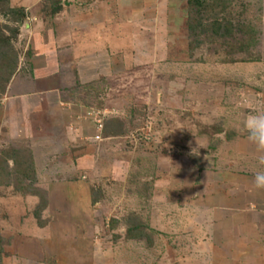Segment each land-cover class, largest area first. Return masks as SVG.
<instances>
[{
  "label": "rangeland",
  "instance_id": "rangeland-1",
  "mask_svg": "<svg viewBox=\"0 0 264 264\" xmlns=\"http://www.w3.org/2000/svg\"><path fill=\"white\" fill-rule=\"evenodd\" d=\"M86 6L116 47L111 74L73 84L94 96L81 99L105 139L94 148L66 141L51 111L7 101L38 42L72 62L62 30ZM98 24L79 32L87 44ZM253 115L264 0H0V264H262L263 233L242 208V175L264 173Z\"/></svg>",
  "mask_w": 264,
  "mask_h": 264
},
{
  "label": "crops",
  "instance_id": "crops-1",
  "mask_svg": "<svg viewBox=\"0 0 264 264\" xmlns=\"http://www.w3.org/2000/svg\"><path fill=\"white\" fill-rule=\"evenodd\" d=\"M89 8V6H86L84 11H80V14L76 16V20L73 19V24H71L72 27L68 25V27L62 30L63 35L69 30L68 33H65L67 36L63 37H67L70 45L73 47L66 50L64 54L70 58L72 57V62L68 63L67 66L66 64L62 66L59 63V59L65 57L63 54L58 55V48H56L55 42L50 44H48L49 41L47 40L42 43L38 42L36 46L40 52L31 57L32 59L28 61L30 68L28 72H19L15 75V78L11 81L7 89L9 97L7 101L10 102V105L19 104V107L17 106L18 111L16 110V112L20 115H28V110L25 108L28 103H30L29 106H31L29 108L34 110L33 112H38L40 108L51 111L49 114L56 116L55 120L60 123L59 125L61 128L59 129L64 132L63 137L66 141L75 140V146H80V143L84 141V139L82 140L80 137L82 136L84 138L88 135L89 140L85 139V146L91 145L92 147H98L104 143L103 141L105 139L103 138L104 136L100 137V139L94 137L95 134H97V127L92 124L91 119L87 116L90 110H92L90 108L92 105L90 103L91 99L89 103H85L86 101L83 102L81 100L87 97L88 99L94 98V96L92 94L88 96L86 92L75 93V91L72 92V90L73 84L77 82L80 84L86 81L94 83L99 77L98 75L104 72L103 66H107L108 69L106 68V70L109 71L108 74H111L112 64L110 63L108 52L112 50L115 51L116 47L113 46L112 40L107 41L106 39V42H104L103 38L104 34H115V30H113L115 26L112 24V27H110L113 32H107V23H101L102 21L97 22V20L92 21L93 17L97 18L98 16L93 13L90 14L89 11H87ZM72 17L74 18V16ZM32 18L37 19V15H33ZM83 18L86 19V21ZM76 21L79 25L82 24V26L74 27ZM98 23H100V25ZM114 23L116 24V22ZM97 24L98 31L100 32H95L96 36L94 37L95 39H93L95 41L87 44V38L83 37L84 35L79 34V32L85 27L87 30V28L91 29V27H95ZM105 26L106 30L104 29ZM47 28L48 27H45L43 23L38 21V30L34 32L33 35L41 36L43 30H47ZM46 33H48L49 36L50 33ZM97 34L101 35V39L97 37ZM97 68L100 69L101 73L97 71ZM67 92H69V94ZM69 97L73 100L77 99L82 102L81 104H77L72 101V99L68 100L67 98ZM65 103H67V106ZM70 103H72V105H70ZM87 106H89V108ZM242 177L245 178V181L249 184L247 195L252 196L242 203V208L244 209L245 207L249 215L251 214L250 216H253L251 220L256 223V226L263 233L261 236H258V240L263 247H260L259 254L264 259V173L261 174L260 171H254L250 174H243ZM251 188H253V191L250 190ZM27 251H30V249H27ZM257 252L258 251H253L249 252V254L256 257L258 256ZM23 262L24 264H36L33 260L29 259ZM262 264H264V260Z\"/></svg>",
  "mask_w": 264,
  "mask_h": 264
},
{
  "label": "clouds",
  "instance_id": "clouds-1",
  "mask_svg": "<svg viewBox=\"0 0 264 264\" xmlns=\"http://www.w3.org/2000/svg\"><path fill=\"white\" fill-rule=\"evenodd\" d=\"M246 123L252 138L264 139V115L249 116Z\"/></svg>",
  "mask_w": 264,
  "mask_h": 264
},
{
  "label": "built area",
  "instance_id": "built-area-1",
  "mask_svg": "<svg viewBox=\"0 0 264 264\" xmlns=\"http://www.w3.org/2000/svg\"><path fill=\"white\" fill-rule=\"evenodd\" d=\"M100 137L99 136H96V139H99Z\"/></svg>",
  "mask_w": 264,
  "mask_h": 264
}]
</instances>
